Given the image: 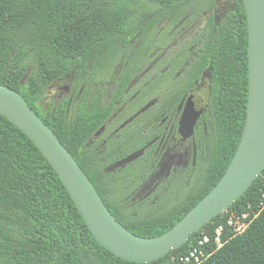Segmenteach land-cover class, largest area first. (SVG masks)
Returning a JSON list of instances; mask_svg holds the SVG:
<instances>
[{"label":"trees","instance_id":"1","mask_svg":"<svg viewBox=\"0 0 264 264\" xmlns=\"http://www.w3.org/2000/svg\"><path fill=\"white\" fill-rule=\"evenodd\" d=\"M183 1L0 0V85L20 94L70 153L112 216L140 238L171 229L216 185L235 153L247 102V27L241 0L216 27L210 50L214 82L225 92L227 110L213 95L206 160L183 194L174 193L180 187L176 186L162 199L158 190L153 197L134 202L152 172H96L87 150H81L90 136L86 121L69 127L56 114L41 116L39 106L47 86L70 70L74 57L119 41L130 21L153 6L165 9ZM263 193L264 170L227 213L151 264H169L172 257L187 255L195 239L212 237L230 213H243L248 206L258 213L256 219L234 238L225 231V244L203 264H264V208L259 210ZM0 264H133L100 246L54 170L25 134L1 115Z\"/></svg>","mask_w":264,"mask_h":264},{"label":"flooded vegetation","instance_id":"2","mask_svg":"<svg viewBox=\"0 0 264 264\" xmlns=\"http://www.w3.org/2000/svg\"><path fill=\"white\" fill-rule=\"evenodd\" d=\"M235 1L153 6L130 21L119 41L74 57L70 70L47 86L39 113L56 114L69 127L86 121L90 136L81 150H87L93 170L152 172L141 187L165 160L184 161L170 167L145 199L168 185L179 187L206 160L212 96L225 107L210 50L216 27L235 11Z\"/></svg>","mask_w":264,"mask_h":264},{"label":"water","instance_id":"3","mask_svg":"<svg viewBox=\"0 0 264 264\" xmlns=\"http://www.w3.org/2000/svg\"><path fill=\"white\" fill-rule=\"evenodd\" d=\"M247 27V102L235 153L216 185L171 229L140 238L112 216L54 133L16 91L0 85V115L37 148L62 182L92 236L114 258L151 264L179 250L190 236L224 214L264 170V0H241ZM194 121L190 123L192 131Z\"/></svg>","mask_w":264,"mask_h":264},{"label":"built area","instance_id":"4","mask_svg":"<svg viewBox=\"0 0 264 264\" xmlns=\"http://www.w3.org/2000/svg\"><path fill=\"white\" fill-rule=\"evenodd\" d=\"M262 199L264 200V193ZM263 208L264 201L259 204V210ZM257 216L258 213H253L251 206H248L243 213H230L225 222L215 228L212 237L203 235L195 239L191 243V248L187 255L177 258L172 257L169 264H203L214 252L219 250L225 244V242L222 241V234L225 231L227 235H229V238L241 235L249 228Z\"/></svg>","mask_w":264,"mask_h":264},{"label":"rangeland","instance_id":"5","mask_svg":"<svg viewBox=\"0 0 264 264\" xmlns=\"http://www.w3.org/2000/svg\"><path fill=\"white\" fill-rule=\"evenodd\" d=\"M184 161H179V160H175L173 162V164H171L170 161L165 160L160 166H159V172H156L152 178L147 182V184H145L144 186H142L137 193L134 195L133 201L140 203L143 199H145L146 196H148L149 194H153L152 193V188L154 187L155 183L162 177H164L166 175V171L170 168V167H175V166H183ZM199 172H189L185 178L184 181H182V185H180V187L178 189L174 190V187H169L171 185L166 186L167 190H163L161 191L160 195L161 199L162 197H164V194H166L167 192L173 191L174 193L177 195H181L183 194L187 187L191 186V184L195 181L196 177H198ZM178 181V178H175V182ZM154 195H152L153 197ZM171 201H172V196H171ZM166 202H169L166 201Z\"/></svg>","mask_w":264,"mask_h":264}]
</instances>
